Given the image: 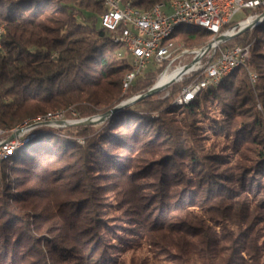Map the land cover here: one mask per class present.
Masks as SVG:
<instances>
[{
	"label": "trees",
	"instance_id": "obj_1",
	"mask_svg": "<svg viewBox=\"0 0 264 264\" xmlns=\"http://www.w3.org/2000/svg\"><path fill=\"white\" fill-rule=\"evenodd\" d=\"M128 1L149 9L171 0ZM105 9L103 0H0L1 128L59 107L74 106L80 117L103 114L154 85L164 63L153 62L123 91L132 60L102 25ZM259 26L250 61L255 83L240 66L176 106L187 76L168 95H147L102 122L40 127L1 161L0 264H126V248L144 242L177 248L184 259L193 253L220 264H261L264 208L251 200L264 192ZM255 29L224 45L252 41ZM177 34L213 36L193 25ZM213 105L219 118L207 110ZM211 117L213 141L200 123ZM105 167L113 181L103 177ZM127 220L132 227H123Z\"/></svg>",
	"mask_w": 264,
	"mask_h": 264
},
{
	"label": "built area",
	"instance_id": "obj_2",
	"mask_svg": "<svg viewBox=\"0 0 264 264\" xmlns=\"http://www.w3.org/2000/svg\"><path fill=\"white\" fill-rule=\"evenodd\" d=\"M252 10L237 24L227 27L234 20L237 13L242 10ZM264 0L258 2L240 0H188L176 4H157L154 15L138 13L130 1L108 0V9L101 14L102 25L108 28L113 38L122 37L124 44H131V52L120 53L136 59V70L128 82V88L138 75L143 74L153 62L164 63L165 67L160 74L173 72L184 65L190 64L188 70L179 72L166 82H173L184 77L190 81L181 89L174 100H188L197 96L204 88L215 86V78L222 70L230 67L233 62H243L247 65L251 57L252 43L225 46L228 41L220 37L221 34H230L243 22H251L263 16ZM199 20L203 24L212 25L216 29V41L208 50L191 51L187 48H172V38H167L169 24L173 21ZM4 27L0 26V50L3 49L1 41ZM219 38V40H217ZM195 54L190 63L183 59L188 54ZM179 61L180 63L175 65ZM251 78V69H250ZM159 78V79H160ZM253 82V81H252ZM169 83V84H170ZM254 83V82H253ZM137 95V94H136ZM73 116L77 111L73 110ZM79 121L76 117L66 119L65 113L57 114L48 119H38V123L31 124L19 133L0 131V154L12 144L19 143L28 134H34L37 127H58Z\"/></svg>",
	"mask_w": 264,
	"mask_h": 264
},
{
	"label": "rangeland",
	"instance_id": "obj_3",
	"mask_svg": "<svg viewBox=\"0 0 264 264\" xmlns=\"http://www.w3.org/2000/svg\"><path fill=\"white\" fill-rule=\"evenodd\" d=\"M247 14H248V11L247 10L240 11L234 17V21L237 22V21L245 18L247 16ZM263 23H264V20L261 23L257 24V25H254L252 27L247 28V29H252V28H256L257 27V30L256 29L254 30L255 36L253 37L252 41H250V42L246 41V42H243L241 44H247V43H252L253 44V43H255L258 40V38H262L263 33H262V31L260 32V30L258 28L260 27L259 25L260 24L262 25ZM0 26H3V24L0 25ZM4 31H5V28H4ZM175 38H176V42L178 43V45H185L186 47H189V48L193 49L194 51H199L200 48H202L203 46H205L206 44H208L211 41L212 36L211 35H205V36H199L197 39H191V38L186 37L185 34H180V35L177 34L175 36ZM204 40H206V41H204ZM227 46H229V45H227ZM262 48L264 50V45L262 46ZM252 55L253 54H252V47H251V57H250V60L248 61L247 65H244L243 67H245L248 72L250 71V69L253 70L252 72H254V71L257 72L250 65V61L253 59V56ZM194 57H195V54L194 53L193 54H188L183 59V61H185L186 63H190V62H192V60L194 59ZM179 63L180 62L177 61L175 63V65H177ZM179 69H181V68H178V69L174 70L173 72H177ZM239 73H242V72H239ZM249 76H250V72H249ZM159 78L160 77H158V80H159ZM180 80H182V79H180ZM187 80L189 82L190 81V78H188ZM174 81H177V80H174ZM173 82H171V83H173ZM180 82H182V81H180ZM171 83L166 88L160 90V91H164V93L162 94L163 96H166V95H168L170 93V90H168L167 88L171 85ZM139 94H141V93H139ZM173 104L176 105V106H178L175 103H173ZM209 108H211V109H209ZM73 110H76V108H74V106H69L67 108H65V107H59V108H55V109H50L48 111H61V114L65 113L66 119L67 118L70 119V118H75L76 117L78 120H81V119H84V118H87V117H91V116H82V117H80V116H78L79 115L78 112H77V115L76 116H73V114H72ZM207 110H208V112L214 118L215 117L219 118L221 116L220 113H219V109H217L215 105H213V107L212 106L211 107H208ZM157 113H158V111H155L154 112V114H156V115H157ZM98 115H100V114H98ZM177 115H183V114L181 112H177ZM213 117L206 118L205 121L200 122L203 125V130H202L203 133L206 134L209 137V140L210 141H213L217 137L215 135L214 131L212 130V127H211V123H212V120L211 119ZM70 124H73V123H70ZM67 125H69V124H67ZM222 139H224V137H222ZM80 140L83 141V137H80ZM209 143L210 142H208V145H209ZM32 144H34V143H32ZM124 153L127 156L130 155L129 152L128 153L124 152ZM230 157L232 159H234V157H232V156H230ZM95 167H97V166H95ZM94 169L97 170L98 168H94ZM100 171L103 173V177L106 180H107L108 176H110L111 173H112V169L111 168H107V167L101 168ZM257 177L259 178V176H257ZM261 178H263V177H261ZM112 179H115V178L112 177V176H110L108 181H113ZM101 181H103V179H101ZM109 193H111V192H109ZM251 200L254 202V204L257 203V202H259V204H261L260 208L261 209H262V207L264 208V192H263V194H257V193L256 194H253L251 196ZM121 222H122V220H121ZM122 224H123V227H126V228L127 227H132V224L129 223L128 220L127 221H123ZM262 224H263V227H262V232L260 233L261 234L260 242H264V220H263ZM218 228H220V226ZM131 245H133V244H131ZM126 247H127V245L125 244L124 249ZM263 247H264V244H263ZM126 249L127 250L124 251V258L126 260L125 261L126 264H220L221 263L220 261H218V259L217 260L215 259L213 261L214 262L213 263L211 259H207L206 260L205 258L200 257L197 254H193V253H190V254L185 255L188 258L187 259H184L182 257L183 255L181 253H178L177 252V250H178L177 248H173L172 247V248H168V249H159L156 246L150 244L149 242L148 243L147 242H144L141 246H138V247H132V246H130V247L126 248ZM261 264H264V254H263V257H262V260H261Z\"/></svg>",
	"mask_w": 264,
	"mask_h": 264
},
{
	"label": "bare ground",
	"instance_id": "obj_4",
	"mask_svg": "<svg viewBox=\"0 0 264 264\" xmlns=\"http://www.w3.org/2000/svg\"><path fill=\"white\" fill-rule=\"evenodd\" d=\"M181 1H188V0H181ZM240 1L258 2L261 0H240ZM103 2H104V6L106 8L105 9V12H106L108 9V0H103ZM179 2H180V0H171L169 3H157V4H176ZM157 4L154 5L152 8H149V9H139V8H136L135 6H134V9L137 10L138 13H146L147 15H154L155 10H157ZM262 19H264V12H263ZM246 23H248V22L247 21L243 22V24H246ZM189 25L198 26V27L210 30L213 33V36H212V39L210 42L213 44V42L216 41V29L212 25L203 24V22H201L199 20L173 21L171 24H169V27L167 30V38H172V40H171V47L172 48L191 49L189 47H186L185 45H178V43L176 42V38H175V33L179 27L189 26ZM114 41L122 43V37H114ZM124 46L127 48L128 52H131V44H124ZM191 51H194V50L191 49ZM131 60H132V68L123 77V91H126L128 89V82L136 70V59L131 58ZM240 66H243V62H233L230 67H227L226 69L222 70L221 73L215 78V86L219 85V83L221 82V80H223V78L225 76L229 75L237 67H240ZM180 71H181V69H179L177 72H171L168 74H164L159 79V83L160 84L165 83L167 80L175 77ZM257 78H258L257 73L252 72V70H251V79L254 83L256 82ZM195 97L196 96H192L188 100V102L193 100ZM174 103L177 105H182L185 103V101L184 100H175ZM57 114H61V111H48L46 113H41V114H38V115H35V116H32V117L25 119L23 122L17 124L16 126H14L12 128H1L0 127V131L8 132V133H19L20 131H23L24 128L30 127L31 124L38 123V119H48L49 117L57 115ZM33 137H34V134H28L23 139H21V141L19 143L12 144L9 148H7L5 151H3L2 154H0V162L3 161L4 159L11 157L13 154H15L25 143H27Z\"/></svg>",
	"mask_w": 264,
	"mask_h": 264
},
{
	"label": "water",
	"instance_id": "obj_5",
	"mask_svg": "<svg viewBox=\"0 0 264 264\" xmlns=\"http://www.w3.org/2000/svg\"><path fill=\"white\" fill-rule=\"evenodd\" d=\"M262 16H259L257 18H255L253 21L251 22H248L246 24H243V25H240L238 28H236L235 31H233L232 33L230 34H221L220 37L223 38V39H226V40H229L231 39L232 37L242 33L244 30H246L247 28L249 27H252L254 25H257L259 23L262 22ZM217 40H219V38H217ZM212 43L209 42L208 44H206L205 46L202 47V49L204 50H208L209 48L212 47ZM190 67V64H186L183 66V68L181 69L180 72H184L186 70H188ZM170 82H165V83H162L160 84L159 83V80L148 90L146 91L145 93H141V94H137V95H133V96H130L128 98H125L123 99L122 101H120L119 103H117L116 105H114L112 108H110L108 111H106L105 113L103 114H100V115H94V116H91V117H87V118H84V119H81L79 121H77L76 123H93V122H102L104 120H106L111 114L129 106L130 104L138 101L139 99L147 96V95H151L155 92H158L164 88H166L168 85H169ZM40 127H37L35 128L34 130L37 131Z\"/></svg>",
	"mask_w": 264,
	"mask_h": 264
}]
</instances>
